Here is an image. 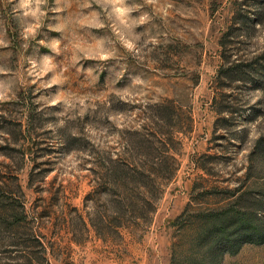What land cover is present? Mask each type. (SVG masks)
I'll use <instances>...</instances> for the list:
<instances>
[{
  "label": "rangeland",
  "instance_id": "rangeland-1",
  "mask_svg": "<svg viewBox=\"0 0 264 264\" xmlns=\"http://www.w3.org/2000/svg\"><path fill=\"white\" fill-rule=\"evenodd\" d=\"M153 121L177 171L109 230V152ZM236 188L264 205V0H0V264H169L175 219Z\"/></svg>",
  "mask_w": 264,
  "mask_h": 264
},
{
  "label": "trees",
  "instance_id": "trees-1",
  "mask_svg": "<svg viewBox=\"0 0 264 264\" xmlns=\"http://www.w3.org/2000/svg\"><path fill=\"white\" fill-rule=\"evenodd\" d=\"M160 107L154 105L155 111L162 110ZM153 122L152 127L139 125L121 131L126 139L121 158L114 159L109 152V172L103 174L109 178V193L105 194L109 230L124 227L139 230L149 224L156 202L177 171V161L168 155L172 151L171 137L168 134L166 139L159 122ZM239 191V188L232 191L231 201L215 205L199 201L197 209H191L190 204L185 208L173 223L179 233V244L175 240L171 245L169 264H222L225 256L237 254L245 245L264 244V205L261 202L249 205L246 194ZM36 243L41 248L37 239ZM183 243L187 248L180 256L176 247ZM25 258L27 264L33 263L32 256L20 259Z\"/></svg>",
  "mask_w": 264,
  "mask_h": 264
}]
</instances>
